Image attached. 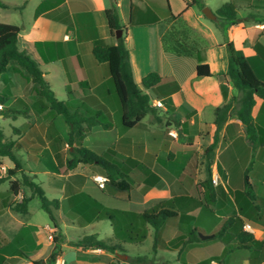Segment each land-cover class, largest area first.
I'll list each match as a JSON object with an SVG mask.
<instances>
[{
  "label": "crops",
  "instance_id": "1",
  "mask_svg": "<svg viewBox=\"0 0 264 264\" xmlns=\"http://www.w3.org/2000/svg\"><path fill=\"white\" fill-rule=\"evenodd\" d=\"M42 1L39 0L37 7ZM57 2L55 6L40 15H36V7L32 20L27 25L21 26L19 46L27 49L40 63L53 90L54 81L60 79L70 103L90 111L105 107L112 114L114 127L104 129L101 126H94L84 139V145L95 152L102 153L116 144L119 152L129 155L131 151L136 150L138 143L151 141L153 146L160 147L166 139L163 128L157 126H149L150 134L140 138L134 136L139 134L140 128L122 131L119 106L111 92L108 66L94 59L92 49L95 40L101 39L107 44L117 43L118 38L111 35L105 13L114 3L117 5L121 25L127 29L126 44L130 52L135 81L140 84L145 75L156 71L161 76H173L179 82L180 90L173 93L170 98L175 107L176 117L187 123L181 136L189 137L196 132L200 137L199 133L202 130L212 131L215 109L238 95V90L227 75L229 52L224 33L212 19L204 15V4L198 8V0ZM177 2H180V6L176 8ZM154 4L164 11L170 4L177 18L162 17ZM128 8H130L129 20L126 16ZM239 9L245 11L243 15L239 14ZM250 13L256 14L257 18L244 20ZM237 18L239 22L223 25L225 35L247 56H253L256 54L254 44L259 41L264 45V20H259L264 19V7L254 8L238 2ZM220 23L222 24V21L219 20ZM169 41L172 42L173 47L181 48L179 49L181 53H177L178 55L171 53ZM183 57L190 58L188 69L185 68L186 61L179 59ZM200 63L209 64L212 73L210 76H198L197 66ZM25 73L17 63L11 62L10 70L0 81V92L12 93V97L3 106L14 107L26 113V115L18 114L16 117L0 114L3 119L8 118L13 122L11 136L5 134V137L23 142L25 147L42 149L34 159H30L27 148L20 147L16 151V156L20 159L23 168L30 175H35L37 182L40 175H44L50 189L59 191L58 199L62 200L73 194L82 198L90 196L103 207H109L101 201L113 196L107 193L96 196L87 189L89 180L86 170L95 165H80L66 173L59 171L60 164H67L72 158L71 148L68 145L69 125L61 114L49 108L42 109V99L36 95L35 85L28 81ZM223 88L227 92V98L224 97ZM153 99L158 98L153 97ZM159 100L165 105L163 99ZM252 114L258 127L260 143L254 149L242 122L235 116L230 117L219 132L214 157L217 174L213 177L217 178L216 184H222L226 192L232 196L234 191L243 189L245 170L253 161L249 178L258 197L256 202L261 203L264 201V99L256 98ZM208 116L209 120L206 121ZM173 131L177 132L175 129ZM224 137H226L225 141ZM212 140V135H209L208 143L210 144ZM67 148L69 152L62 153V150ZM145 151L157 155L154 150L146 147ZM12 167L13 162L4 158V164L0 166V177L5 176L7 170ZM235 170L240 173L243 184L230 189L231 176ZM40 183L44 182L40 181ZM142 184L151 189L172 187L174 194L176 193L175 188L165 180H161L156 186ZM1 186L2 183L0 191L9 188L8 186L2 189ZM30 193L28 188H23L19 195H12L9 202L21 201L24 195ZM31 201L28 213L6 208L0 214V231L4 237L0 248V264H31L32 260L47 259L55 246L52 236L55 232V238L59 241L58 258L62 259L64 264L113 263V255L105 249L71 245V242L86 235L81 234L83 228L100 220L80 226L76 219L66 217L60 210L58 228L53 223H46L42 227L36 222L20 217L30 214ZM196 225L193 220L187 226ZM245 225H250V228H246ZM199 228L201 229V226ZM244 230L250 232L255 239L249 249H237L228 245L223 239L193 240L194 245L189 250V252L193 251L192 255L189 252L183 254L189 244H183L174 250L159 249L176 252V259L167 264H200L205 261H209V264H264V225L257 221H245ZM57 232L62 235L57 237ZM202 232L211 233L204 230ZM181 234L184 233L177 231L175 236L167 239L162 233V237L171 245L170 240L178 239ZM112 237H114V229L113 234L105 239ZM194 251L200 253L195 254ZM227 253H230V256L226 258Z\"/></svg>",
  "mask_w": 264,
  "mask_h": 264
},
{
  "label": "trees",
  "instance_id": "2",
  "mask_svg": "<svg viewBox=\"0 0 264 264\" xmlns=\"http://www.w3.org/2000/svg\"><path fill=\"white\" fill-rule=\"evenodd\" d=\"M57 1L61 2L62 0H43L36 9V15L48 11L58 3ZM238 2H243L254 8L264 7V2L261 0H229L216 10L217 17L212 20L224 33L229 52L227 75L238 90V95L215 109L213 140L206 147L204 153L207 178L192 183L190 187L192 194H188L189 190L185 183L166 168L169 159L173 157L172 154L168 158L158 157L156 154L146 152L143 143H138L136 150L131 151L129 155L119 152L116 144L102 153H97L85 146L84 139L94 126H101L104 129L114 127L112 114L105 107L90 111L75 106L68 100H60L45 77L40 63L27 49H22L19 46L21 26L0 22V81L4 79L6 72L10 70V63H17L26 72L25 77L28 81L35 85V93L42 99V109L49 108L57 114H61L69 125L68 145L71 148L72 158L63 168H59L61 173L75 170L80 165L98 166L104 170L109 178L103 191L114 198L122 200L130 199L132 195H129L128 192L133 188V185L144 183L148 186H156L161 180L171 184L176 192L172 197L163 199L140 213L132 209L103 207L90 196H85L83 199L80 195L73 194L62 200L58 198L51 199L46 195L41 183L35 180L36 176L27 173L20 159L16 156V151L20 147L27 148L30 159H34L35 155L42 149L25 147L23 142L7 139L3 129L0 128V166H3L4 158H8L13 162V167L7 170L5 176L0 177V184L9 181V188L0 191V214L6 208H11L16 212L28 213L29 202L34 197H38L41 207L48 213L56 228L59 227L60 210L64 212L66 217L76 219L80 226H86L96 220L108 219L114 229V237L100 239L97 233L87 234L79 240L71 242V245L99 247L112 254H115L122 244L145 240L147 225L153 227L155 231L153 243L155 250L159 248L174 250L186 242H193V240H222L225 237H228L227 244L237 249L251 248L255 239L250 232L244 230L245 221H257L264 225V201L261 203L256 202L258 197L249 178L253 161L245 170L243 189L234 191L232 195L237 206V213L223 217L217 215L215 206L218 205V196L226 198L229 194L222 184H214L211 167L214 150H216L219 140V132L232 116L242 122L246 133L253 142L254 149L260 143L258 127L254 121L252 111L256 104V98L264 99V45L257 41L254 44L256 54L247 56L242 49L235 46L233 41L228 40L223 25L240 21L237 18ZM19 6L23 8L24 5ZM19 6L0 0V7L3 8H17ZM153 6L162 17L177 18L172 12L170 4L166 11L155 4ZM105 13L111 35L116 36L119 29H122L123 33L116 44H107L101 39L95 40L92 53L98 63H104L108 66L111 86L120 110L122 131L131 128H148V123L145 121L148 115L153 116L154 120L152 122L154 125L162 124L163 117L159 115L158 107L153 105L151 96L163 99L167 109L174 113L175 107L172 105L170 97L180 90L179 82L173 76H161L158 72L152 71L142 78L140 84L137 83L134 79L130 52L126 44L127 29L121 25L117 5L114 3L106 9ZM256 18V14L250 13L244 20ZM219 20L222 21V24H219ZM130 22H132L131 19ZM179 49L181 48L174 47L178 54L181 53ZM197 74L200 77L210 76L212 73L209 64H198ZM223 94L227 98V92L224 88ZM11 97V92H0V104H6ZM0 114L6 117H16L18 114L26 115L25 112L7 106L0 108ZM175 121L177 125H180L182 135L187 123L179 118ZM225 140L226 137H224ZM194 154L198 155V151H195ZM24 187L28 188L31 193L24 195L21 201L13 200L9 202L10 197L19 195ZM133 192L136 195L135 200L142 201V194L135 189ZM197 208H199L197 215L188 213ZM184 215L189 221L194 220L197 225L195 227L189 226L191 235L181 234L178 239L170 240L171 245H169L162 237L161 230L166 223ZM217 217L221 218V221L214 226V219ZM209 220L213 223L210 225L204 224L205 221ZM210 227H214V232L210 234L202 232V230ZM3 241L4 237L0 231V248ZM54 241L55 246L47 259L32 260L31 264H54L58 257L59 248L58 239L55 238ZM132 262L133 264H157L145 256L134 257ZM200 264H209V261Z\"/></svg>",
  "mask_w": 264,
  "mask_h": 264
},
{
  "label": "rangeland",
  "instance_id": "3",
  "mask_svg": "<svg viewBox=\"0 0 264 264\" xmlns=\"http://www.w3.org/2000/svg\"><path fill=\"white\" fill-rule=\"evenodd\" d=\"M7 3H10L11 5L19 6L24 5L23 8L17 7V8H3L0 7V22H7L12 24H17L20 26L27 25L33 18L35 9L39 3V0H3ZM229 0H198V8H201V6L204 4V7L211 8L212 11L216 13V10L220 8L224 3L228 2ZM180 6V2L176 3V8ZM243 9H239V14H244ZM126 16L129 20L130 17V8L126 11ZM175 45V44H174ZM169 51L171 53H176L175 55H178L177 52L174 50L173 44L171 41H169ZM177 57V56H176ZM186 61L185 68L188 69L189 57H183L179 58ZM110 82V81H109ZM111 84V82H110ZM54 91L56 92L57 97L60 100H67V92L65 90V87L61 83L60 79L57 78L54 81ZM111 92L114 96V92L111 86ZM115 97V96H114ZM153 95L151 96V101L153 103ZM165 107V105H164ZM157 111L160 116L163 117V122L160 125H154L153 124V116L148 115L145 121L148 123L149 126H157L159 128H163L164 133L166 135V139L161 143L162 146L156 147L153 146L151 141L143 142L144 148H148L149 150H154L157 155L163 158H168L171 154L173 155L172 159H169L167 163V168L176 175L181 181L185 183V186L188 188V194H192L191 185L193 182L197 183L200 181H203L207 178V170H206V159H205V149L209 145L208 143V137L209 135H212L214 133V128H212V131L202 130L201 133H199L200 137H198L195 133L193 135H190L189 137L183 135L181 136L180 133V125H177V122L175 119H177L176 115L166 108L158 107ZM209 116L206 118V121H208ZM11 122L10 119L6 118L3 119L0 116V127L4 130L5 134L7 136H11L12 129H11ZM177 130V132L173 130ZM139 134L134 135L137 138L140 137H146L145 135H149L150 131L149 128L147 129H140L138 130ZM173 132L170 133V132ZM141 134V135H140ZM149 146V147H147ZM198 151V155H195L194 152ZM69 152V148L63 149L62 153ZM215 150H214V156H213V162H212V176L214 174H217L216 170V164H215ZM22 158V157H21ZM64 160V159H63ZM65 164H60V168H63ZM91 169H94V171H91ZM88 171L86 170V173L88 175V186L87 189L90 193L96 195V196H103L105 193L101 188L98 187V185L94 181V175L97 173L105 174L104 170L97 166H92V168ZM220 174L222 175L221 171ZM41 184V186L46 191V195L49 198H59V191L50 189L45 176L40 175L38 182ZM216 184V182H214ZM243 184L241 175L238 171H234L231 176V183H230V189L236 186H241ZM9 186V181H4L2 183L1 188L5 189ZM26 188V187H24ZM140 191L143 194L142 201H136V195H134L133 190ZM133 190L131 189L128 194L132 195L130 196L129 200H119L117 198H108L103 199L101 202L105 206H109L112 208H123V209H129L135 210L137 212H142L146 209L151 208L156 203L163 199H167L171 197L174 194L173 188L170 187V189L165 188H158V189H151L147 186H144L143 184L133 185ZM27 189V188H26ZM218 205L215 206V211L217 215L220 217L223 216H229L231 214L237 213V206L236 203L233 200V196H227L222 197L218 196ZM134 201V202H133ZM132 204V205H131ZM132 206V207H131ZM199 211V208L195 209L194 211L188 212L190 215H197ZM22 219H28L33 222H36L37 224H40L42 227L46 223H52L48 213L41 207V202L38 199V197H35L31 203H30V214L27 216L20 215ZM221 218H215L214 219V226L218 223H220ZM192 220H188L186 216H180L178 218H175L171 222H169L164 228L161 230L162 233L165 235V238L170 239L173 236L177 234V231H180V233H184L185 235L189 236L191 235L190 228L187 226L190 224ZM213 223V221H205L204 224L210 225ZM214 227H210L205 229L206 232H214ZM195 232V231H194ZM98 233L99 238H107L113 234V228L110 225V222L108 219H103L100 221H97L96 223H93L89 227L83 228L81 234H93ZM62 234L60 232H57V237H60ZM154 235L155 231L153 227L150 225H147V236L145 240L142 242L137 243H125L122 244L120 248L117 249L115 254L113 255V263L115 264H133V258L137 256H145L147 259L152 261L153 263L157 264H167L170 262H173L176 259V252L168 251V250H161V249H154L153 243H154ZM49 236V234L47 235ZM53 239H55L56 232L53 233ZM226 243H228V237L223 239ZM185 244H189V246L186 248V251L183 253L186 255L190 248L194 245L192 242ZM185 246V245H184ZM195 252V251H194ZM190 255L193 254V251L191 250ZM200 252L196 251L195 254H199ZM230 253H227L225 257H229ZM118 257V258H117Z\"/></svg>",
  "mask_w": 264,
  "mask_h": 264
},
{
  "label": "built area",
  "instance_id": "4",
  "mask_svg": "<svg viewBox=\"0 0 264 264\" xmlns=\"http://www.w3.org/2000/svg\"><path fill=\"white\" fill-rule=\"evenodd\" d=\"M153 105L156 106V107L165 108L163 101L162 100H159V99H154L153 100ZM2 107H3V105L0 104V108H2ZM170 133L173 134L172 131ZM108 180H109V178L105 174L98 173V174H95L94 175V181L98 185V187L101 188V189H104L105 188L106 183H107ZM213 182H217V178H214L213 177ZM245 227L246 228H250V225H245ZM54 264H64V262L62 261V259H60V258L57 257V259L54 262ZM215 264H217V263H215Z\"/></svg>",
  "mask_w": 264,
  "mask_h": 264
},
{
  "label": "water",
  "instance_id": "5",
  "mask_svg": "<svg viewBox=\"0 0 264 264\" xmlns=\"http://www.w3.org/2000/svg\"><path fill=\"white\" fill-rule=\"evenodd\" d=\"M203 13L207 18L212 19V20L216 19L217 17V14L214 11H212L211 8H208V7H204ZM122 33H123L122 29L117 30L116 37L119 38L122 35Z\"/></svg>",
  "mask_w": 264,
  "mask_h": 264
}]
</instances>
